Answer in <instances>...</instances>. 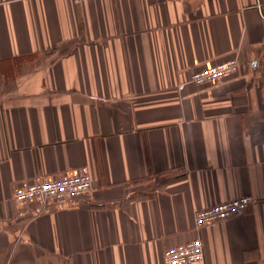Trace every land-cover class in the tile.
I'll return each mask as SVG.
<instances>
[{
    "label": "crops",
    "instance_id": "1",
    "mask_svg": "<svg viewBox=\"0 0 264 264\" xmlns=\"http://www.w3.org/2000/svg\"><path fill=\"white\" fill-rule=\"evenodd\" d=\"M77 172L78 200L14 197ZM197 238L194 264H264V0H0V264H167Z\"/></svg>",
    "mask_w": 264,
    "mask_h": 264
},
{
    "label": "built area",
    "instance_id": "2",
    "mask_svg": "<svg viewBox=\"0 0 264 264\" xmlns=\"http://www.w3.org/2000/svg\"><path fill=\"white\" fill-rule=\"evenodd\" d=\"M87 0H75L76 3ZM236 59L227 60L195 72L190 82L197 85L213 83L232 75L238 70ZM92 189V178L87 172H77L59 178L33 182L26 186L16 187L13 191L16 201L20 203L40 201L47 203H67L86 196ZM255 200L244 196L229 200L196 212L195 223L202 227L215 222L227 220L247 211ZM204 257L202 240L197 238L187 243L171 247L165 252L167 264H194Z\"/></svg>",
    "mask_w": 264,
    "mask_h": 264
},
{
    "label": "rangeland",
    "instance_id": "3",
    "mask_svg": "<svg viewBox=\"0 0 264 264\" xmlns=\"http://www.w3.org/2000/svg\"><path fill=\"white\" fill-rule=\"evenodd\" d=\"M89 174V173H88Z\"/></svg>",
    "mask_w": 264,
    "mask_h": 264
}]
</instances>
